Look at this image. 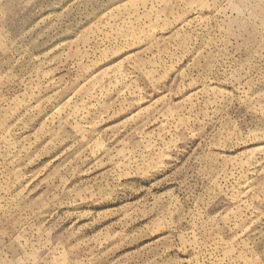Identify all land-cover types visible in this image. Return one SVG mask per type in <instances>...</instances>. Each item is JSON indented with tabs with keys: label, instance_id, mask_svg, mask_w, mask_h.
<instances>
[{
	"label": "rangeland",
	"instance_id": "obj_1",
	"mask_svg": "<svg viewBox=\"0 0 264 264\" xmlns=\"http://www.w3.org/2000/svg\"><path fill=\"white\" fill-rule=\"evenodd\" d=\"M0 264H264V0H0Z\"/></svg>",
	"mask_w": 264,
	"mask_h": 264
}]
</instances>
